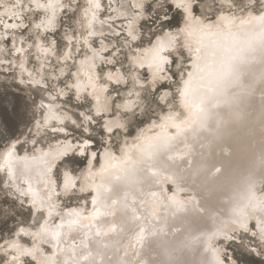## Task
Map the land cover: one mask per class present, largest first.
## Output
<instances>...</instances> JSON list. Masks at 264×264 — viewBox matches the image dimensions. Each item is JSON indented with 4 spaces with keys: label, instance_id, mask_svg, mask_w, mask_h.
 <instances>
[{
    "label": "bare ground",
    "instance_id": "bare-ground-1",
    "mask_svg": "<svg viewBox=\"0 0 264 264\" xmlns=\"http://www.w3.org/2000/svg\"><path fill=\"white\" fill-rule=\"evenodd\" d=\"M72 1L74 2L75 0H62L67 6H71ZM83 1L84 5L79 13V21L81 23L77 25L78 28L82 27V31L80 30L77 33L78 35L66 32L64 38L72 37V40L71 44L69 40L66 41V46L61 54H57L50 43H46V40L43 39L41 34L45 33V31L43 29L37 30L34 27H30V32L34 33L32 42L26 40L25 35L15 33L16 46L25 50L22 54L17 53L18 56L14 55L13 58L7 59L4 54L5 46L0 42V48L4 49V51H0V60L7 61L2 64L1 68L9 71V73H11L10 70L14 71L17 78L21 79L26 78L24 76V73H26L27 79L34 85H37L35 81L44 83V78L50 75L55 91H46L45 96L48 100L46 105H53L54 110L59 115L67 117L64 119L63 124L56 122L45 124L44 117L48 112L45 107L44 110L40 111V118L34 121L32 131H35V136L30 138V142L28 141L29 143L25 144L22 150L18 148V144L26 142V135L12 138L7 146L1 149L0 157H2L8 147L16 144L15 157L17 158L19 172L15 180L10 179L5 172H0V174L2 173L5 177V182L8 185L7 189L12 199H16L18 202L24 201L23 205L30 210L29 216L32 220V223H19L15 234L5 240L16 239V232L21 227L34 232L37 230L38 225L44 222L49 193L46 181L49 179L56 180V188L55 192L52 193L51 201L55 205L53 209L54 215L49 218L50 225L60 224L61 217L65 216L71 209L80 210L85 215H89L92 212L91 199L95 192L91 188L85 192L79 191L80 184L83 183V177L89 168L88 159L91 158L90 153L84 165L79 169L73 168L65 160L64 164L60 165V181L55 176V168L60 159L52 161L50 157H45V153H55L65 142H70L71 144L80 142L79 140H74L72 136H65L68 133L66 128L68 118H72V115L60 105L58 98L53 100L51 97H59L58 94L61 90H63V95L61 96H64L67 94L68 88L72 89L77 96L73 85L77 83L78 79L84 85L88 84V78L85 74L86 69L81 70L80 61L85 56L91 57L93 55L92 49L96 50L98 56L94 60L96 67L91 74L94 80L95 77L99 76L101 78L102 76L101 79L95 80V82L100 96V104L106 106V110L100 116L104 117V123L106 121H117L124 125L123 128H115L113 131L114 133H119L120 141L117 147L110 140L111 137L107 133L105 145L97 153V159L92 161L93 172L99 169L102 162L100 157L105 148H108L119 157L122 155V149L125 153H129V149H131L133 144L144 143L145 137L153 136L160 132L159 127H153V124L160 125L163 122L162 118L167 116L169 112H179L181 118L188 115L186 110L180 105L177 93V88L180 86L181 81L177 64L182 63L186 70H190L191 66L190 57L186 49L179 47L163 53L168 55L171 60L173 54L178 55V60H176L174 65L177 77L174 78L172 72L167 68L168 65H165V72L162 75L166 78L158 80L155 84L152 83L151 72L147 65L141 68L132 60L133 56L143 55V50L151 48L152 45L157 43V39L163 37L165 33H176L179 28L183 27L184 14L182 10V18L179 24L158 32L144 44L136 46L133 45L134 41L128 40L126 45L132 43V47H130L125 61L128 66L126 70H124L122 63L115 68L107 67L102 71L103 73H100V63L103 60H112L114 55L119 52L118 48L120 47L113 48L111 56L106 57L103 54L111 48V44L103 36L100 37L99 47H96L91 40L95 36L119 33L120 30L111 22L112 19L119 17L125 20L123 28L126 34L129 21L134 20V27L139 38L141 32L139 21L143 15L134 11L137 8L134 5L137 3H143L144 5L145 0H100L101 9L97 13V21L92 29L95 35L91 36L88 35L87 21L83 18V9L87 7V0ZM13 2L14 0H0V5H10ZM106 5L111 13L102 15L101 11ZM4 10V7L0 6V12ZM62 12L63 9H57L55 27L50 30L56 29L59 25ZM26 13L29 16L34 15L29 12L24 14ZM196 14L200 15V11H196ZM235 14L245 15L246 13L235 11ZM204 15L211 20H215L217 11L210 14L204 9ZM39 17L33 19L31 24L38 23ZM8 22L17 21L10 20ZM0 31H3V29L0 28ZM9 31L12 32L13 30ZM38 31L39 36H37ZM21 37L24 38L23 44L20 43ZM85 38L88 40L87 45L84 43ZM101 42H103V47L106 50H101ZM182 42L183 37L181 36ZM38 43L50 48L47 55L39 51L36 47ZM29 45H32V47L30 48ZM80 46H84L85 52L75 57V70L73 72L74 74L80 71V75L77 77L72 74L69 77L68 87L64 88L59 84V76H64L67 72L66 60L63 59L64 54L71 48L72 56L69 59L73 61L72 58L77 50L80 49ZM180 48L184 50L183 54L180 52ZM30 51L35 53L38 60L34 71L27 65ZM13 53L16 54L14 50ZM52 55L57 60L64 62L61 63L57 72L48 69ZM100 57L105 59L102 60ZM20 61H24V69L19 67ZM144 71L148 74L149 82L142 79ZM109 72L114 74L117 72L122 73V82L116 84L108 81L107 73ZM29 73H32V75L30 76ZM260 73L261 65L258 60L254 61L250 64L248 73L239 84L230 87L222 94L207 93L204 98L205 114L202 120L194 121L185 126L184 130L179 134H176L175 129L169 128L168 131L174 136V139L169 147L161 150L151 159L148 157L141 158L136 149H131L129 153L131 160L137 161V163L135 165L129 163L127 172H118L119 179L113 175L111 184L116 190L112 193H105V196L110 197L107 203L110 206L111 214L104 215L95 222L82 219L81 223L85 226L90 223L95 224L91 229L87 227L72 231H67L66 229L65 241L61 245L64 251L58 253V258L61 260L68 259L69 264H71L70 254L74 248L76 251L75 258L80 260V264H209L213 260L210 248L215 247L221 250L220 258L224 259L225 243L230 241L224 239V234L234 237L235 233L243 230L236 222L238 219L237 210L246 203V199L250 194V187L256 198L264 197V82L260 80ZM127 82L130 84L123 91L121 99L116 104L121 105V107H115L116 111L114 112L113 95L109 89L114 84L122 86ZM164 82L169 84L166 88L164 87L161 94V101L165 107L158 106L153 114L149 116V119L146 118L147 120L138 125L136 129L127 132L130 117H127L126 113L131 115L135 109L144 111L143 93L145 87L149 89L150 87L156 88ZM103 84H107L106 92L100 91V85ZM147 84L149 86H146ZM92 92L93 89L90 86L86 87L79 93V97L89 96L92 114L96 115V99L91 94ZM129 102H131V108L130 110H125L123 106ZM82 112L85 115H89L87 111L82 110ZM45 126L51 129L54 126L64 127L66 131L59 133V137L44 145L39 142L40 140L37 137H39L38 135L44 130ZM138 136L140 137L139 141L137 140ZM91 151H96V149L91 147ZM45 159L55 165L47 175H44L46 165L43 161ZM62 159H65V157ZM65 170L72 171V174L79 178L77 187L67 194L63 192L61 187L62 174ZM153 172L159 175L153 176ZM165 177L168 178L167 181H165ZM92 179L97 184L101 183V175H95ZM28 182L46 201L44 215L35 211L29 198L21 197L17 191V188L27 189ZM162 190H164L163 194ZM152 193L157 194L156 204L153 203ZM173 193H175L178 200L183 201V208L172 206L165 198L166 196H172ZM67 197L75 201H72L71 204H65L63 201ZM113 200L117 202L112 203ZM153 208L155 209L154 212ZM247 211L251 217L248 220L250 232H257L259 242L264 243L260 239L259 229L255 227L261 214H254L251 208H248ZM57 212L61 213V215H56L55 213ZM36 219L39 220L36 221ZM97 228L99 229V235H97ZM141 228L144 229L143 238L138 241L137 235ZM3 241H0V243H3ZM21 242L31 246L32 238L24 236L21 238ZM40 247L45 255L51 254L53 251L51 244H40ZM81 253L88 256V261L80 258ZM0 255L3 256V259L5 258L2 249H0ZM230 258L238 264L234 257L231 256Z\"/></svg>",
    "mask_w": 264,
    "mask_h": 264
},
{
    "label": "snow or ice",
    "instance_id": "snow-or-ice-1",
    "mask_svg": "<svg viewBox=\"0 0 264 264\" xmlns=\"http://www.w3.org/2000/svg\"><path fill=\"white\" fill-rule=\"evenodd\" d=\"M168 0H156L157 6L163 10V16L157 17V20L163 25L165 22H170L171 18L168 16V12L165 9V4ZM171 3L179 10H182L184 14V26L179 28L176 33H165L163 37L157 39V43L152 45L149 49L143 50V55L133 56L132 60L139 67L143 68L147 65L151 72L152 83L155 84L158 80H164L166 77L162 75L165 72V65L173 63L169 59L168 55L163 53L170 49H176L182 47L187 50L190 57V70H186L182 63L177 64V68L180 70L181 81L180 86L177 88V93L180 100V105L186 110L187 116L181 118L179 112H169V114L163 117V122L160 125L153 124V127H159L160 132L153 136L145 137L144 143H137L131 146V149H136L140 157H148L151 159L161 150L169 147L174 136L169 133L168 129H175L176 134H179L184 130V127L194 121H201L204 114V98L209 92L224 93L230 87L239 84L245 75L248 73V68L254 61H259L261 65L260 80L264 82V0H212L209 4L206 0H171ZM4 7V11L0 12V42L6 41L11 36L12 48L9 52L14 50L15 53H23L25 50L16 46V38L14 32L9 30L24 29L28 30L29 27H34L37 30L43 29L45 32L54 28L56 23L57 9H64L67 7L62 0H14L10 5H0ZM79 7V5H77ZM143 11V3H137L134 5ZM216 8L217 15L215 20H211L204 15V9ZM200 9V15L196 14V9ZM101 9L100 0H87V7L83 9V18L87 21L88 35H95L92 30L94 24L97 21V13ZM246 13L245 15H236L235 11ZM25 12L40 14L39 22L30 24L24 23L28 17L24 15ZM111 19V18H110ZM10 20L17 22H8ZM77 23H81L77 21ZM83 26V25H82ZM119 35V33H116ZM39 36V31L37 32ZM181 36L183 42L181 43ZM127 37L131 41L138 39L136 29L134 27V20H130L127 28ZM71 44L72 37H68ZM126 43L128 41H125ZM20 43H24V38L21 37ZM84 43L87 45L88 40L85 38ZM102 49L106 50L103 47ZM56 41L51 42V46L54 48ZM32 47V45H29ZM36 47L41 53L47 55L50 51L49 47H45L42 44H37ZM0 51H4L0 48ZM93 55L91 57L85 56L80 61L81 70L86 69V75L88 78V84L84 85L79 79L77 83L73 85L77 92V99L79 100V93L86 87H91L96 99V116H100L103 111L106 110V106L100 104V96L97 92V84L95 80H99L100 77L92 76V70L96 67L94 60L97 58L98 53L95 49H92ZM72 56L71 48L64 54L63 59L67 60ZM102 60L104 57H100ZM7 61L0 60V63H6ZM107 63H113L112 60H107ZM19 67L24 69V61H20ZM31 76L32 73H29ZM73 75L79 77L80 71ZM107 80L116 84H120L123 80V74L117 72L116 74L107 73ZM23 82V81H21ZM126 82V81H124ZM39 84L40 81H35ZM100 91H107V84L100 85ZM58 95H63V90ZM137 95H139L137 93ZM51 99L55 100L53 96ZM163 99V97H162ZM48 109L47 114L44 117V123L56 122L63 124L64 119L54 110L53 105H42ZM120 108L121 105H116ZM125 110H130L131 102L123 106ZM83 119L78 123L76 120H72L71 123L76 128L82 130L81 140L77 144H71L65 142L63 146L55 153H45V157H50L52 161L62 160L63 157L69 155V153L78 154L82 157H88L90 153V159H88V171L83 177V183L80 184L79 191L85 192L91 188L95 195L92 196V212L89 215H85L82 211L77 209L69 210L65 216L61 217L60 224L50 225L49 218L54 215L53 209L55 207L52 201V193L55 192L56 180L49 179L46 181V185L49 188L47 210L44 217V222L38 225L36 231H29L28 229L21 227L16 232V239L4 240L0 243V249L3 250L4 259L0 260V264H69V260H61L58 258V253L64 251L61 245L65 241L66 229L67 231L80 230L84 227L91 229L95 226L94 223H90L85 226L81 223L82 219H88L92 222L97 221L104 215L111 214L110 206L107 200L110 197L105 196V193H112L116 189L111 184V177L113 175L119 179L118 172L128 171L129 163L135 165L137 161L131 160L130 152L125 153L122 149V155L116 156L108 148H105L100 159V167L93 172L92 161L96 160L98 154L96 151H91L93 144V136L90 134L91 130L89 124L96 123L92 115H85L80 113ZM179 121V122H177ZM124 125L117 121H106L103 125V131L112 134L115 128H123ZM53 132H65L64 127H52ZM88 134V135H84ZM140 140V137H137ZM16 144H12L8 147L2 157H0V172H5L6 175L15 180L19 167L17 165V158L15 157ZM43 163L46 165L44 169V175H47L52 171L54 163H50L45 159ZM116 170V171H111ZM59 172V169H58ZM62 189L65 194L71 192L77 187L78 177L72 174V171L65 170L63 172ZM95 175H101V183L97 184L92 177ZM159 174L153 172V176ZM165 177V181H167ZM5 187H8L5 182ZM21 197L29 198L32 208L35 211L41 212L44 215L46 201L41 194L34 190L31 183L28 182L27 189L17 188ZM162 190V194H163ZM249 196L246 199V203L237 210V223L245 231H250L248 227V220L251 218L247 209L251 208L252 212L260 213V217L257 219L255 227L259 229V236L261 241H264V197L256 198L254 193L249 189ZM58 195V193H57ZM153 203H157V194L152 193ZM172 206L177 208H183L184 203L176 198L175 193L172 196L165 197ZM117 201L113 200L112 203ZM23 204L24 201L21 200ZM135 211V210H133ZM155 209L153 208V212ZM56 215H61L57 212ZM144 229L141 228L137 235V240L143 238ZM97 235H99V229L97 228ZM253 236L257 235V232H252ZM24 236H30L32 238L31 246L27 243H22L21 238ZM225 240L233 239L232 236L224 234ZM83 243V241H82ZM40 244H51L53 251L51 254L45 255ZM213 260L209 264H236L230 257L225 256L224 259L220 258V249L211 247ZM76 251L73 248L71 250L70 259L71 264H80V260L76 259ZM28 258V259H25ZM80 258L88 261V256L83 253L80 254Z\"/></svg>",
    "mask_w": 264,
    "mask_h": 264
},
{
    "label": "rangeland",
    "instance_id": "rangeland-1",
    "mask_svg": "<svg viewBox=\"0 0 264 264\" xmlns=\"http://www.w3.org/2000/svg\"><path fill=\"white\" fill-rule=\"evenodd\" d=\"M209 1V4L212 3V0ZM69 2V1H68ZM71 6H67L63 9L62 15L60 16V23L54 30H48L45 33H42L43 39L46 40V43H50L53 40L56 41V45L54 50L57 54H61L63 49L66 46L65 39L66 32H71V34L78 35L79 31H82V27L78 28L77 21L80 20V10L84 5L83 0H75L71 2ZM79 5V7H77ZM80 8V9H79ZM165 9L168 12V16L171 18L170 22H165L163 25L157 20V17L163 16V10L157 6L156 0H145L144 2V10L135 8L134 11L139 12L143 15V17L139 21L140 28V36L139 38L133 42V45L140 46L150 40L155 34L160 31H163L170 26L173 27L180 23L182 18L181 10L177 9L172 3L171 0L165 4ZM107 8V5L101 11L102 15L108 14L110 11ZM207 12L213 14L216 12V8L212 9L205 8ZM79 11V12H78ZM196 11H200V9H196ZM111 13V12H110ZM28 19L24 22L32 23L33 19H37L40 14H24ZM124 19L116 18L112 19L111 22L114 26L120 30L119 35L115 34H103L100 36H95L91 41L96 46L99 47L100 37H104V39L111 44V48L104 52V56L109 57L112 54V49L115 47H120L119 52L114 55L112 58L113 63H107L106 60H103L99 65L100 73L107 68H115L119 64L123 63V68L126 70L128 66L126 65L127 54L132 47V43L126 45L125 41H128L129 38L124 31ZM31 27V26H30ZM30 27L26 31L24 29H16L12 32L25 35L26 40L33 41L34 33L30 32ZM78 29V30H77ZM10 38L6 41H2L5 46V57L7 59L13 58L14 55L18 56V54H14L13 51L9 52L8 50L12 48L10 45ZM113 45V46H112ZM115 45V46H114ZM31 48V47H30ZM123 48V49H122ZM122 49V50H120ZM124 50V51H123ZM183 49L180 48V52L183 54ZM85 52L84 46H80V49L77 50L76 54L73 56V61L71 59L66 60L67 72L64 76H59L60 85L64 88L69 85V77L72 76L75 70L74 59L79 55H82ZM31 54V55H30ZM55 55V54H54ZM52 55L49 60L48 69L54 72H57L60 68L61 63L63 61H59L56 57ZM122 55V56H121ZM28 67L34 71L37 67V58L34 52H29L28 55ZM176 60H178V55H172L173 63L168 65L169 71L172 72L174 78L177 77V71L174 67ZM2 64L0 63V151L5 148L9 141L12 138L20 137L22 135H26V142H21L18 144V148L22 150L25 144L29 143L30 138L35 136V131H32L34 121L37 118H40V114L45 107L42 105H46L48 100L46 95V91H55V87L52 85V80L50 75H47L44 78V83L40 82L37 85H34L29 79H27V74L24 73L26 78H17L14 71L3 70L1 68ZM69 68V69H68ZM2 71V72H1ZM17 72V71H16ZM142 79L146 82H149L148 74L144 71L142 73ZM102 78V76H101ZM100 78V79H101ZM23 81V82H21ZM129 82L124 85H112L109 89L111 94L113 95L112 104L114 107V112L116 111L115 107L118 100L121 99L123 91L128 88ZM146 86H149L148 84ZM166 86H169L168 83L164 82L158 85L156 88L145 87L144 91V111L135 109L131 115L126 116L130 117L128 120V130L133 131L136 129L138 125H141L145 120L149 119V116L153 114L154 110L160 106L165 107L164 103L161 101V94ZM175 95V93H174ZM60 101V105L63 106L67 111H69L72 115V118H68V125L66 126L68 133L65 136H72L74 140H81L82 130L78 129L71 123L72 120H76L78 123L83 119L80 116V113L83 111H87L88 114H92L91 109V99L88 95L80 97L79 100L76 98L75 92L72 89L68 88L67 94L64 96L58 95ZM42 104V105H41ZM41 105V106H40ZM39 106V107H38ZM38 108V109H37ZM42 108V109H41ZM40 109V110H39ZM38 110V111H37ZM142 112V113H141ZM141 113V114H140ZM38 115V116H37ZM96 123L89 124V128L91 130L90 134L93 136V144L92 147L96 149L97 153L101 150V147L105 145L106 140L105 137L107 135L106 132L103 131L102 125L104 124V117L96 116L92 114ZM147 118V119H146ZM31 131V132H30ZM59 133L61 132H53L51 128L45 126L44 130L37 137L39 142L44 145L51 142L52 139H56L59 137ZM63 133V132H62ZM85 136L88 134H84ZM110 135V140L117 147L120 141L119 133L113 132ZM28 138V139H27ZM29 141V142H28ZM47 142V143H46ZM65 160L70 164L73 168L79 169L86 160V157H82L78 154L69 153L65 159H62L58 162L55 168V176L58 181H60V165H63ZM59 169V172H58ZM4 175L0 174V241L5 240L8 237H11L15 234L17 226L19 223H28L32 220L30 219V210L25 207L21 202H18L16 199L13 200L11 194L8 192L7 187H5V179ZM73 200L72 198H65L63 201L65 204H71ZM39 219H36L38 221ZM35 221V222H36ZM32 223V222H31ZM225 256L234 257L238 264H264V243H260L258 240V236H253L250 231L245 232L244 230L238 231L235 233L233 239L229 242L225 243ZM3 256L0 255V260H3Z\"/></svg>",
    "mask_w": 264,
    "mask_h": 264
}]
</instances>
